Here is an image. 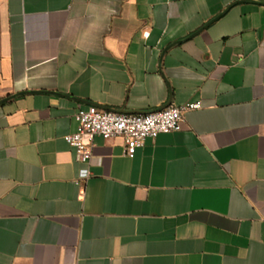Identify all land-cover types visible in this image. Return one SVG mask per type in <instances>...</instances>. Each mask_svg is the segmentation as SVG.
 <instances>
[{"label": "crops", "instance_id": "1", "mask_svg": "<svg viewBox=\"0 0 264 264\" xmlns=\"http://www.w3.org/2000/svg\"><path fill=\"white\" fill-rule=\"evenodd\" d=\"M195 103L134 158L65 140ZM0 264H264V0H0Z\"/></svg>", "mask_w": 264, "mask_h": 264}, {"label": "built area", "instance_id": "2", "mask_svg": "<svg viewBox=\"0 0 264 264\" xmlns=\"http://www.w3.org/2000/svg\"><path fill=\"white\" fill-rule=\"evenodd\" d=\"M199 108L200 104L195 103L134 115L108 112L90 106L77 112V131L67 136L65 140L75 149L78 160L85 164H89L92 159L97 137L103 138L106 142L123 138L124 154L134 158L137 150L144 146L147 139L181 131L186 113ZM87 175L88 172H85L82 177L86 178Z\"/></svg>", "mask_w": 264, "mask_h": 264}]
</instances>
